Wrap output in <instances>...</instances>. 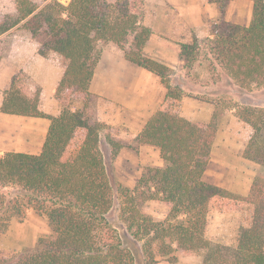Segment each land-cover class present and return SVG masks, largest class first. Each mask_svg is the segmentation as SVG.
<instances>
[{
  "label": "trees",
  "instance_id": "obj_1",
  "mask_svg": "<svg viewBox=\"0 0 264 264\" xmlns=\"http://www.w3.org/2000/svg\"><path fill=\"white\" fill-rule=\"evenodd\" d=\"M209 1L219 2L223 14L230 0ZM250 1L248 25L221 18L211 23L206 39L211 59L243 88L264 85V0ZM138 3L70 0L64 6L50 0L40 7L15 0L16 16L0 18V36L21 23L39 41L41 54L53 52L65 61L55 92L65 105L59 114L43 113L39 97L15 82L0 106L3 114L49 121L38 154L0 155V236L28 211L46 218L49 233L33 249L0 252V264H157L174 260L176 250L200 255L201 264H264V109L233 106L252 130L243 158L257 168L247 195L207 182L220 114L215 109L209 121L191 122L176 112L182 91L168 83L170 68L144 55L151 31L140 24ZM100 42L126 50L125 60L157 77L165 89L162 104L136 137L138 145L158 150L162 166L145 168L132 188H114L99 147L104 125L96 119L89 86ZM179 49L180 58L190 62L188 49L194 47ZM70 100L81 107L73 111ZM150 201L166 208L163 219L146 213ZM240 204L250 208L251 220L239 228L235 243L208 239L211 208L233 211Z\"/></svg>",
  "mask_w": 264,
  "mask_h": 264
},
{
  "label": "rangeland",
  "instance_id": "obj_2",
  "mask_svg": "<svg viewBox=\"0 0 264 264\" xmlns=\"http://www.w3.org/2000/svg\"><path fill=\"white\" fill-rule=\"evenodd\" d=\"M33 1L41 7L50 0ZM56 1L64 6L70 2V0ZM114 1L106 0L108 3ZM133 1L139 5V0ZM140 1L143 3L142 0ZM239 10L243 12L244 7L239 4L232 6L229 18L234 20ZM5 15L16 16L15 0H0V18ZM222 19L225 20L223 17ZM214 21H208L209 29ZM208 37L209 34L206 35V33H201L199 37L194 33L187 35L183 45L194 47V49H188L191 52L187 56L190 62L178 63L175 69H171L168 83L171 87L181 90L183 95L197 100L202 99L211 104V111L208 113L203 109L198 110L189 105H182L183 102L180 101V105L175 108L180 116L197 122L198 119L202 120L208 115L211 116L215 109L220 114L211 161L204 178L209 183L239 194L247 187L250 188L257 166L243 158L252 130L237 117L238 110L233 106L238 104L264 109V85L249 88L235 85L208 54L206 47ZM193 40H195L194 45ZM97 50V61L100 60L103 50L109 57L110 55L122 57L126 51L109 42L98 43ZM0 53V99L4 97L13 80L25 94L29 96L35 94L39 97V108L43 113L50 116L59 114L65 105L56 100L55 92L65 61L52 52L41 54L39 41L33 38L21 23L0 36ZM143 53L149 58L166 56L165 50L156 49L152 45L147 46ZM104 63L105 67H102L100 71H111L112 67L119 66L114 64L111 67L106 61ZM123 71L132 72L129 77L142 83V86L138 85L135 89L137 101L142 97L139 93L146 94L147 100L151 94L147 90H155L159 87L158 94L163 102L165 89L158 78L131 64H128ZM93 95L96 100V116L98 105L106 107V104L98 99L102 96ZM67 106L75 111L81 107V103L70 100ZM48 124L47 119L0 113V155L5 152L41 149ZM102 124L104 128L100 134L99 147L109 180L114 188H132L145 168L162 166L159 153L155 148L138 145L133 136L119 137L118 131ZM145 211L154 219H163L166 214V208L159 201L148 202L145 205ZM111 219H115V214H112ZM250 220V208L246 205L240 204L233 211H221L213 206L208 214L206 236L212 241L233 245L239 228L249 225ZM48 233L46 218L28 211L23 218L10 221L7 231L0 236V252L11 255L33 249L38 240L47 236ZM173 257L174 260L159 259L157 264H201L202 260L198 254L188 255L180 250L174 251Z\"/></svg>",
  "mask_w": 264,
  "mask_h": 264
},
{
  "label": "crops",
  "instance_id": "obj_3",
  "mask_svg": "<svg viewBox=\"0 0 264 264\" xmlns=\"http://www.w3.org/2000/svg\"><path fill=\"white\" fill-rule=\"evenodd\" d=\"M249 1L230 0L224 6L223 14H221V5L219 2L215 1L211 2L209 0H142V7L144 11L142 12L141 17L143 21L140 20V24L150 29L151 31V35L145 45L144 50L149 45H152L154 48L159 50H165L166 56H152L153 58L151 59L164 64L170 69H175L178 63H184V61L179 58V47L180 45L185 44L187 39L186 37L189 33H194L197 37H199L201 33H206L207 35L209 34L208 21H216L221 19L222 17L225 18V21L233 24L243 26L248 25L252 11V2L250 1V3ZM235 4L243 6L244 10L243 12L239 10V12L236 13V18L234 20H231L229 18V12H231L230 10L232 9V6H235ZM123 56L118 57V55H110L109 57V55L106 54L105 50L102 51L101 58L99 61L96 62L94 68V73L89 86V91L92 94L102 96L98 99L101 101L103 100V102L106 104V107L98 105V108H96V116H98V122L104 123L107 127L112 128V130H115L116 132L118 131L119 137L133 136L134 138H136L145 121L159 108L160 104L162 103L161 97L158 94L160 88L157 87L155 90L148 89L147 91L151 92V94L148 96L147 100L145 99L146 94L144 95L142 93H139L140 95H142V97L137 101V93H135V89L138 85L142 86V83H138L136 80L129 77L132 72L123 71V69L127 68L128 64H131L127 60H125V57ZM104 61H106V63H108V65H110L111 67L114 64H119V66L118 68L112 67V69H110L111 71H100L102 67H105ZM140 69L144 71V69ZM63 71L61 72V76ZM12 82L13 80L10 82V85ZM161 92L163 94V91ZM2 100L3 98L0 99V106ZM181 102H183L182 105H189L191 107H195L198 110L203 109L206 110L208 113H210L211 111V104H209L210 102H206L202 99L197 100L193 97H189L188 95H183L181 98ZM181 117L189 120L185 116L181 115ZM210 117L211 116L208 115L202 120L198 119L197 122H207L209 121ZM48 125H46V132ZM40 150L41 149L37 148L36 151L25 150L14 152L38 154ZM248 191L249 187H247L245 191L239 192V194L246 196Z\"/></svg>",
  "mask_w": 264,
  "mask_h": 264
}]
</instances>
